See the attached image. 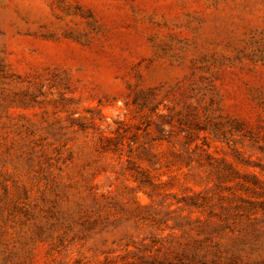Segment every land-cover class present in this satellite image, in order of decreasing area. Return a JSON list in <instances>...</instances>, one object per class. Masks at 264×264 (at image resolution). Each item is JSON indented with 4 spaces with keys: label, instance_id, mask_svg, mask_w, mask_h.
<instances>
[{
    "label": "rangeland",
    "instance_id": "374dc122",
    "mask_svg": "<svg viewBox=\"0 0 264 264\" xmlns=\"http://www.w3.org/2000/svg\"><path fill=\"white\" fill-rule=\"evenodd\" d=\"M0 264H264V0H0Z\"/></svg>",
    "mask_w": 264,
    "mask_h": 264
}]
</instances>
